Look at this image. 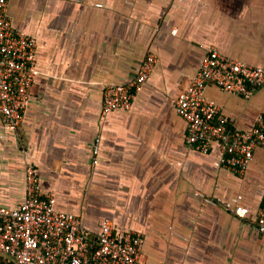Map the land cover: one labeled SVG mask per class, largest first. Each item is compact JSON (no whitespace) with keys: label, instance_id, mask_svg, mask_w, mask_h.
I'll return each mask as SVG.
<instances>
[{"label":"crops","instance_id":"1","mask_svg":"<svg viewBox=\"0 0 264 264\" xmlns=\"http://www.w3.org/2000/svg\"><path fill=\"white\" fill-rule=\"evenodd\" d=\"M7 15L36 37L38 75L18 132L0 119V206L24 199L32 163L55 209L93 232L107 219L118 234L141 233L143 264H264V148L242 175L215 168L217 145L187 146L173 108L210 47L264 68V0H8ZM149 53L156 61L131 108L103 115L104 86L127 83ZM204 94L233 128L264 116V83L247 99L213 84ZM235 195L245 217L202 200Z\"/></svg>","mask_w":264,"mask_h":264},{"label":"built area","instance_id":"2","mask_svg":"<svg viewBox=\"0 0 264 264\" xmlns=\"http://www.w3.org/2000/svg\"><path fill=\"white\" fill-rule=\"evenodd\" d=\"M7 4L8 0H0V119L7 130L18 132L38 75L37 39L14 27ZM155 61V54L149 53L127 83L105 85L101 113L129 110ZM263 83V67L208 48L194 76L173 101L176 114L185 122L187 146L207 154L216 144L219 157L213 166L242 175L254 150L264 148V116L259 115L249 129L233 128L204 89L213 84L225 93L247 99ZM100 144L101 136L97 135L91 145L94 163ZM202 200L210 206L229 207L240 218L247 213L240 204L241 195L227 202L210 197ZM255 223L264 234V187ZM143 244L141 233L126 230L118 234L107 219L93 232L79 216L55 209L53 197L42 192L32 163L24 167V199L13 208L0 206V264H143Z\"/></svg>","mask_w":264,"mask_h":264}]
</instances>
